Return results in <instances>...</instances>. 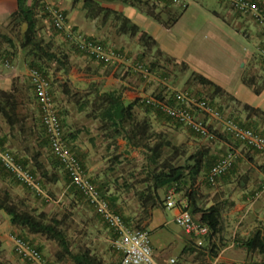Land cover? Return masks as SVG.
Here are the masks:
<instances>
[{
	"label": "rangeland",
	"instance_id": "1",
	"mask_svg": "<svg viewBox=\"0 0 264 264\" xmlns=\"http://www.w3.org/2000/svg\"><path fill=\"white\" fill-rule=\"evenodd\" d=\"M258 1H261L264 4V0ZM184 2L187 4L185 8L181 7L182 0H179L178 3L174 4L176 11L180 12L181 9H184L182 10V17L178 23L170 30L166 31L163 38L158 39L169 50L175 49L178 50V52L181 51L185 61L191 67L188 69L186 65L175 61V59L174 61L167 60L164 55L158 54V50L155 47H142L141 51H144V64L151 66L150 62H153L155 66H151L153 69L151 72L149 71V73H152V75L157 78L159 77L166 80L170 86H166L165 88H169L170 92L173 90H188L192 93L200 94L205 96L207 99L212 100V102L225 116H239L241 119H244V113L239 108V102L241 101H238L227 92H218V94L211 97V88L197 83V78H195L197 74L192 72V70L196 71L197 69L200 73H204L205 76L215 79L221 77L226 81L230 80L233 76H236L235 73L237 71L242 73V79L243 77L248 78L255 76L257 78V84H260L264 76V63L262 62L263 58L260 53L264 48V25L257 24L250 17L236 12L229 5L228 0H184ZM47 5L53 6L55 3H48ZM59 7L62 8L61 6ZM40 14L38 11L39 16ZM43 19L46 20L43 21ZM39 21V36L44 40L49 41L52 49L58 54L66 53L68 56V70L66 72L61 70H48L51 82L54 81L55 73L57 72H60V76L69 73L70 71L76 74L79 73L78 71H73L76 67L75 58L79 59L81 65L89 70H92L95 66L96 68L98 67L96 64H90L91 61L89 59L87 60V56H85V58L83 56L81 58L82 54L80 57L74 56L77 52L71 39L67 38L68 43H66V40L55 38L57 33H53L51 31L49 16L44 18L39 17ZM93 24L97 30V35L94 36L83 34L79 31V29H76L77 27L75 29L70 27L69 29L82 34L84 37L94 38L103 42L108 47L117 50L121 47L115 46L113 44L114 41L115 43L120 42L124 44L123 46H127V44L121 39L129 38L130 40L132 38V36L128 34L117 32L116 26L118 25V20L113 15L105 17V19L101 16V18L95 20ZM47 27L48 29L46 30ZM22 28L23 27L21 25L16 30L12 31L14 36L13 40L16 45H19L20 43ZM61 33L65 32L62 31ZM102 37L111 38L113 42L110 40L107 42L102 41L100 39ZM116 38H120V40ZM246 38L252 39L251 41H248ZM255 38H258V40ZM0 42H4L5 45L8 43L3 40ZM249 45H252L250 59L247 60V62H237L240 54L244 51L245 47ZM80 62L77 63L79 64ZM135 74V78H143L141 77L143 75L139 71H135ZM56 80L58 82L55 87H58L63 95V86H66L70 92L80 90L79 88L70 85L69 82L65 81L66 79H59V75L56 77ZM90 87L91 85H88L87 89ZM54 89L55 88L53 86V90ZM153 93H155V91ZM53 96L56 108L60 111L64 128L70 124H72L75 129L79 126L86 125L89 127L88 131L94 134L91 139L92 141H90V143L95 146V154L91 159L92 169L90 170L89 167L86 168L84 166L85 172L88 174L89 178H93L96 183H109V187H112L113 189L115 188V191L112 189V191H109L110 193L108 192L109 194H114L116 192L119 193V200H117L114 205L121 213L126 226L130 228L141 227L148 230L146 222H148L151 218L152 210L150 212L146 211L141 204L142 196H140L141 191L144 193L146 192L145 188L147 184H151L145 171L146 152L141 148L127 146L125 142H121V138H118L115 143L109 139L103 138L102 132L98 127V122L89 118L83 111L80 112L76 110L70 102L69 95L62 97L61 94L56 96V94L54 95L53 93ZM28 97L31 98L29 95ZM262 108L264 109V103L262 104ZM30 116H32V118L30 119L29 128H31V126H33V128L27 137L14 139L20 143L19 145H16L17 148L16 146L15 148H12L9 145L7 146L18 157L26 160L25 163L29 168H32L34 165V158L32 155L35 154V152H38L39 156L37 160L41 161L49 172H55L58 179L56 181H43L36 172V175L42 180V182L40 181L41 192H36L34 189L14 180L8 172L1 168L0 165V190H8L13 202L17 203L21 207L30 209L34 212L42 210L48 217L58 219L60 221L61 228L64 230L69 240L70 248L74 252L80 248L88 247L106 262H119L121 253L114 245L116 234L106 226L98 213L88 204L85 198L82 197L78 191L69 186L63 166L53 156L44 139V131L39 120L37 104L33 114L31 113ZM258 122V124L256 123V128L264 132V117ZM160 123L163 124V127H160L161 124H156L151 121V128L153 132L160 133L161 137L179 148L177 154H173L171 145L165 148L163 154L167 158L174 157L176 159V163L182 162L187 154L194 152L196 149L201 147L211 148L214 147L218 140H223L228 146L233 148L231 151L236 154L234 162L237 163L241 170L236 177L238 185L244 175L247 177L249 170L247 169V165H243L242 163H240V165L238 164L240 161L238 152L240 151L245 153L247 157L252 150L246 148L239 142L234 141L228 135L221 133L219 129H217V139L215 141H209L204 138H193L194 136L185 127L179 126L165 118L161 117ZM213 125H216L215 122H213ZM24 129L25 128L23 127L21 131ZM67 131L68 129L65 128V134L70 137L71 133ZM156 138H158L157 135H153L152 140L150 139V143L152 144L155 142ZM181 150H184V152L182 153ZM223 152L225 153V151ZM178 154H181L180 157L177 156ZM262 156H264L263 153ZM249 174L251 180L250 183H254L252 187L253 193L258 191L261 187L264 180V172L251 171ZM216 184H207L206 189L213 190L216 187ZM171 187L177 186H167L166 188L158 189L157 193L162 200H164L167 190ZM204 190L205 189H203V191ZM184 191L185 188H183V186H179L176 189L177 198L179 200H184L182 197ZM201 194L203 200H205L207 196L205 197L203 193ZM251 195L252 194H249V201L246 202L245 207L249 206L251 210L255 211L257 216H260L264 211L262 205L264 192L261 193L257 199L251 198ZM158 208L163 209L165 207L162 206ZM1 212L3 216L9 219L7 214L3 211ZM171 213V211L167 213L169 217L171 216ZM3 216L0 215V225H4L3 233L6 232L8 238L13 234L24 237L32 245L39 247L44 256L52 262V264H72L68 259L56 261L54 254L58 250V246L55 241L47 239L39 234L30 235L25 231V229L12 225L16 228V230H14L10 226V222L6 221L7 219H3ZM174 223H172V227H176ZM227 223V220L224 219L223 230L226 233L221 235L223 240L226 241V244L231 237V232L229 231L230 226H228ZM148 232L151 243L157 246L156 240L158 238V232L153 231L151 233L149 230ZM213 242L214 245L217 246L216 252L219 253L224 246L221 242L219 243L218 236ZM0 243V259L4 262L9 264H33L16 256L11 242L8 243L7 240L1 238ZM208 247H210V245H208ZM228 252L233 255L232 261L229 262H234V260L236 262V260H240L235 257L236 255L241 256L239 255L241 251L238 248L230 247ZM254 259L256 262H259L264 260V257L259 254H255ZM218 264L230 263L221 262Z\"/></svg>",
	"mask_w": 264,
	"mask_h": 264
},
{
	"label": "trees",
	"instance_id": "2",
	"mask_svg": "<svg viewBox=\"0 0 264 264\" xmlns=\"http://www.w3.org/2000/svg\"><path fill=\"white\" fill-rule=\"evenodd\" d=\"M79 1L83 3V7L86 9L87 14L91 17H95L99 12L102 11V17L103 19H105L107 15L112 13V15L118 20V25L116 26V30L118 33L128 34L132 37H136L139 44L143 48L155 47L158 50V54L164 55L167 60L174 61L173 58L164 54L157 47L156 41L147 32L140 29L137 24L132 22L122 13L116 11L113 12L109 8L100 6L98 0H71L73 5L78 3ZM120 1L129 5L139 6L142 12H144L149 17L153 18L155 21L162 23L164 26H168V20L173 21L174 19V16L168 18L167 21H162L161 19V9L166 7V5H170L172 3V0ZM155 1H162L165 5L157 9V4L155 3ZM252 1L256 2L258 5L264 8V4L261 1ZM46 5V3L41 2L40 0H31L30 4L27 3V0H17V9L15 10V12H13V14H11L8 25L10 26L11 30H16L21 25H24V29L22 28L21 40L18 45L24 51V60L29 68L39 69L51 84L48 70L52 69L53 71L61 70L63 72H66L68 70V56L66 53L58 54L52 49L51 43L49 41L44 40L39 36V17L44 18L49 16L48 12L45 9ZM231 7L233 8V6ZM37 9L41 12L40 16L38 15ZM63 13L65 14L64 10ZM50 28L53 33L62 32L60 30H57L53 25H51ZM0 37H2L5 42H8V44H10V47L14 48V46H16L11 38H5L6 36L4 35H0ZM74 48L77 53L82 54L78 51L75 44ZM119 50L122 51L121 49ZM8 54H10L9 51L5 53H0V59H7L10 61V56ZM143 55L144 51L139 54V59L134 61L133 65L141 63L145 65V67L151 72L153 69L152 67H154L155 65L153 64V62H150L152 67L148 64H144ZM262 62L264 63V59L262 60ZM98 63L109 64L104 62ZM133 68L134 66L132 67V69ZM133 71L136 70L133 69ZM116 75L121 79L125 77V73L122 72H117ZM195 78H197V83H199L200 85L211 88V97L218 94V92H224L221 87L214 84L213 82H211L206 77L200 74H197ZM242 81L251 89L254 94H259L264 88V76L260 84H257V78L255 76H251L248 78L243 77ZM63 87L64 96L66 97L69 95L70 102L76 108V110L80 112L83 111L89 118L94 119L98 122V127L101 130L102 135L105 139H109L110 141L115 143L118 138H121L125 141L127 146L133 148H141L146 152L145 171L151 184H147L145 188L146 192L144 193L143 191H141L140 196H142L141 204L147 212H150L154 208L162 206L165 207L164 200H162L157 193L159 188H166L167 186H177L175 187V189H177L179 186H183V188H185L184 194L182 195L186 203L185 208L190 211L191 215L195 218V220L202 224H205L209 229V234L205 237L204 241V243L207 242V244H203L202 246L197 247H203L208 250L211 256H216L217 246H215L213 242L215 241V238L218 236L219 243L221 242L223 246L226 245V241H224L221 236V233L224 228L223 213L226 205L223 202H213L207 205V202L203 200L202 194L198 191L196 183L199 175L203 173V171H205L204 175L206 179L207 172L220 156L214 157L210 154L209 148L201 147L196 149L194 152L187 154L182 162L176 163V159L174 157L167 158L166 156H164L163 152L165 148L171 145L173 154H177V151L179 150L178 146L169 143V141L160 136V133L153 132L150 120L146 117H138L135 109L136 107L144 106V111L146 112H150L151 110H153L156 115L159 116V118H165L176 123L179 126H182L180 123L176 122L172 118H169L162 112L155 110L147 105H144L140 102V98H137L127 103L124 102L121 92L116 89L102 90L99 85H96L95 88L91 86L89 89L86 90H76L74 92H70L66 86ZM51 94L53 96L52 91ZM195 95L200 98L205 97L200 94ZM210 102L213 103L212 100H210ZM239 106L240 110L244 113V119H241L239 116L231 118H233V120L238 124L249 127L264 136V132L256 128V125L259 123L258 121L262 120V118L264 117V111L259 108L253 107L247 103L239 102ZM17 107L18 106L16 99L14 98V95L11 91H0V114L5 119L6 123L9 125L10 129L14 127L22 129L24 126V120L27 117L25 113L18 112ZM57 115L62 124L64 136L68 139V136L65 134L62 118L58 109ZM38 116L41 123L39 107ZM42 129L44 131L43 126ZM187 130L193 136L201 138L191 130ZM153 135H157L158 138H156V141L151 144L150 139L152 140ZM44 139L48 144L45 131ZM0 142L3 143L1 140ZM181 151L182 153L184 152V150ZM252 151L259 152L256 150ZM180 155L181 154H178L177 156L180 157ZM15 156L23 166L27 167L38 178L39 182H42V180L56 181L58 179V176L55 172H49V170L43 165V163L37 160L39 156L38 152H35V154L32 155V157L34 158V165L32 168H29L26 165V160H23L16 154ZM77 158L80 161L81 165L84 167V164L80 160V158L78 156ZM237 166V163L233 162L232 165L221 176L217 178V180L222 177L225 178L224 175L226 174L228 176L236 172ZM1 168L6 171L2 166ZM36 172L39 174L42 180L36 175ZM8 174L10 173L8 172ZM65 175L69 186L78 191L80 195H82L78 189L70 185L69 178L66 172ZM246 178V175H244L243 179L239 182L240 186H243L246 183ZM13 179L16 180L15 178ZM90 180L97 187L102 196L107 200L110 207L121 215V213L116 209L114 205V203H116V196L112 193L109 194V183H96L93 178H90ZM206 184L211 185L207 182V180ZM254 193L255 192H253V195ZM0 210L8 215L9 222L11 225L20 227L21 229H25V231L28 233L39 234L47 239L55 241L58 246V250L54 254L56 261L68 259L71 261L72 264H119V262L112 263L104 261L101 257L95 254L88 247L80 248L74 252L70 248L69 240L64 230L61 228L60 221L58 219L48 217L47 214L42 210L34 212L30 209L21 207L17 203L13 202L9 191L6 189L0 190ZM239 241V245L244 248L245 252L258 253L264 256V228L255 229L248 236L240 239ZM208 245H210V247H208ZM37 249L41 251L39 247H37ZM0 264L9 263H6L2 259H0Z\"/></svg>",
	"mask_w": 264,
	"mask_h": 264
},
{
	"label": "crops",
	"instance_id": "3",
	"mask_svg": "<svg viewBox=\"0 0 264 264\" xmlns=\"http://www.w3.org/2000/svg\"><path fill=\"white\" fill-rule=\"evenodd\" d=\"M46 4H54L61 6L66 14V23L68 27L79 29L83 34L88 36L97 35V30L95 25L93 24L95 20L101 18V14L103 12H99L95 17H91L87 14L86 9L83 7V3L79 2L76 4H72L71 0H40ZM153 1V0H150ZM179 0H172L170 5H166L161 12L162 21H167L168 18L174 16L173 21L168 20V26H164L162 23L155 21L153 18L146 15L142 12L137 5H129L121 2L120 0H98L99 5L102 7L109 8L113 12H120L127 18H129L132 22L137 24L140 29L147 32L157 43V47L167 56L177 60L179 63L184 64L189 69L191 66L185 61L183 57V53L178 50H169L166 48L162 42L159 41L158 38H163L164 33L170 30L175 24L178 23L180 18L182 17V10L180 12L176 11L174 8V4L178 3ZM222 1V0H220ZM31 0H27V3L30 4ZM157 4V9L159 7H163L165 4L162 1H155ZM187 4L182 0V8H185ZM17 9V0H0V35L6 36L5 38H11L13 40L14 36L8 25L9 18L13 12ZM39 10L37 9V12ZM41 12L39 11V14ZM216 14V13H215ZM112 16V13L107 15V17ZM46 19H43V21ZM40 24V21L38 22ZM48 23V22H47ZM24 29V25L22 26ZM48 27L46 28V30ZM116 33V32H114ZM160 36V37H159ZM55 38H61L66 40L68 43V35L66 33H57ZM68 38V39H67ZM102 41L107 42L111 38H100ZM119 39L120 38H116ZM252 38H246V40L251 41ZM258 40V38H255ZM2 37H0V41H2ZM123 42L127 44V46H123V43H115L113 44L117 47H121L122 51L126 53V59L119 62L122 64H101L98 63L89 57H86L87 60L91 61L90 64H96V66L89 70L84 68L81 65L79 59L75 58V70L79 73H74L70 71L69 73L63 74L60 76V72L55 73L54 81L51 82V91L56 94V96L60 95L65 97L63 93H61L60 89L57 86L56 77L59 75V79H66L65 81L69 82L70 85L79 88L80 90L87 89L88 85H91L95 88L96 85L102 88V90H119L122 94V98L124 102H130L137 98L143 97L145 95L157 94L164 97L170 96L169 88H165L166 86H170L166 80L161 78H157L156 76L150 73L147 76H141L143 78H135V71H133V62L139 59V53H141L142 46L139 44L136 37L122 38ZM5 41V40H3ZM15 43V41L13 40ZM256 42V41H255ZM8 45V46H7ZM0 42V52L9 51L10 54V67H6L3 64L2 59H0V91H11L14 95V98L17 102V111L25 113L27 117L24 120V130L18 129V127H14L10 129L9 125L6 123L5 119L0 114V140L4 142L5 145H9L12 148L20 143L15 138H24L27 137L33 126H30V119L33 114V111L36 107V100L34 97V93L29 82L28 70L29 67L24 60V51L18 46H14V48L10 47V44ZM180 50V49H179ZM252 51V45L246 46L244 51L240 54L238 61L247 62L250 59V54ZM81 54L76 53L74 56H79ZM85 58L84 55H81ZM77 62H80L79 64ZM88 63V62H87ZM86 65V64H84ZM88 65V64H87ZM87 67V66H86ZM125 73L124 78H119L116 73ZM196 74H200L206 77L208 80L213 82L222 88L224 92L230 93L235 99L241 101L243 103H247L253 107L259 108L262 111V104L264 103V88L259 94H254L251 89L245 85L242 81V73L236 71V76H233L230 80L226 81L221 77L218 79L212 78L209 76H205L204 73H200L197 69L193 71ZM207 75V74H206ZM145 78V79H144ZM97 81V82H96ZM25 85V86H24ZM54 86V90H53ZM155 91V93H153ZM31 96V98L28 97ZM31 101V103H30ZM256 101V102H255ZM65 103V102H64ZM136 113L138 117L143 118L146 117L156 124L160 123L159 116L151 110L150 112L144 111V106L136 107ZM160 127H163L161 124ZM29 128V129H28ZM68 129L67 132H70V137H68L70 147L72 151L80 158L86 168L92 169V158L95 154V146H93L90 141H92L93 133L88 131V126H79L78 128H74L72 124L65 127ZM64 128V129H65ZM74 129V130H73ZM91 130V129H89ZM104 138V136H103ZM193 138H196L195 136ZM227 138V137H226ZM198 139V137L196 138ZM121 142H125L121 139ZM17 148V146H16ZM208 148V147H207ZM233 150L232 147L228 146L223 140H218L214 147L209 148V152L214 157L221 156L224 154L223 151ZM251 153L246 157L245 153L238 152L240 157V161L238 164L242 163L243 165H247V169L249 170L247 173L246 183L243 186L238 185V181H236L237 175L240 173V168L237 166L236 172L225 176V178H219L217 180L216 187L213 190L206 189V179H205V171L201 173L197 179L196 187L200 193L205 195V201L207 205L213 202H223L225 206V210L223 213V219L227 220V225L229 227V231L231 232V237L227 244L222 247L219 253L216 256H211L208 250L203 247H197L194 244V240L191 236L187 235L183 232L181 228H179L173 221V216L175 215L176 210H168L166 208H154L152 210L151 218L148 222H146V227L151 233L153 231L158 232V238L156 240L157 246L152 245L153 256L154 259L159 264H168L169 258H174L176 260V264H218L221 262L232 264V254L229 253V248H238L241 252L238 256L240 260H236V262L242 264H264V260L257 261L254 259V255L258 253H247L244 248L239 245L240 239L248 236L252 231L257 228H264V211L262 215H256L254 210H251L249 206L245 207L247 201H249V194H252V187L254 183H250V174L249 172L260 171L264 172V156L262 153H258L255 151H250ZM221 176V175H220ZM249 176V177H248ZM110 186V185H109ZM110 191H112V187H109ZM203 189H205L203 191ZM260 189V188H259ZM115 191V188L113 189ZM208 191V192H206ZM209 193V196H208ZM118 192L114 193L116 196V201L118 199ZM251 195V198H252ZM263 209H264V200L262 201ZM253 209V208H252ZM171 211V216H168V212ZM259 213V211H258ZM0 215L3 216L1 210ZM6 221H9L8 218ZM257 217V218H256ZM172 223L176 225V227H172ZM10 226L16 230L11 224ZM11 228V229H12ZM4 225H0V240L5 239L7 242H11L10 237L8 238L7 233H3ZM25 232V231H24ZM226 232L223 230L222 234ZM32 235L31 233H29ZM12 243V242H11ZM206 242L204 243V245ZM260 255V254H259ZM262 256V255H261ZM264 257V256H262ZM235 262V260H234Z\"/></svg>",
	"mask_w": 264,
	"mask_h": 264
},
{
	"label": "built area",
	"instance_id": "4",
	"mask_svg": "<svg viewBox=\"0 0 264 264\" xmlns=\"http://www.w3.org/2000/svg\"><path fill=\"white\" fill-rule=\"evenodd\" d=\"M229 4L242 15H248L258 24L264 25V8L252 0H228ZM49 20L57 30L65 32L73 41L76 48L84 56L96 62L115 63L126 59V53L112 49L102 42L82 36L70 30L66 23V16L59 6H45ZM264 59V48L261 50ZM6 67H10L9 60H2ZM134 69L149 75V70L141 63L134 64ZM29 82L35 95L42 126L49 148L61 163L68 175L69 183L78 189L88 204L94 208L102 221L115 234V248L121 253L119 264H159L153 256L152 245L148 230L144 228H130L125 225L122 216L114 211L97 187L90 180L85 168L72 151L69 140L64 136L62 124L57 115L56 105L51 94V84L37 68H29ZM169 97L156 94L140 97V102L158 110L180 123L183 127L209 141L217 139V129L239 142L250 150L264 154V136L259 132L238 124L229 116H225L219 108L205 97H197L188 90H173ZM171 100V101H170ZM215 122V126L213 125ZM235 153L228 150L211 166L206 175L209 184L215 185L217 178L222 175L234 162ZM0 165L21 184L36 192H41L38 178L15 156V153L0 142ZM264 192V180L258 191L252 196L257 199ZM165 208L175 209L174 222L184 233L191 236L196 246H202L209 229L205 224L195 220L190 211L185 208V200L177 198L175 187L167 190L164 197ZM12 248L16 256L33 264H52L44 254L19 235H10ZM168 264H176L174 258H169ZM232 264H242L233 262Z\"/></svg>",
	"mask_w": 264,
	"mask_h": 264
}]
</instances>
